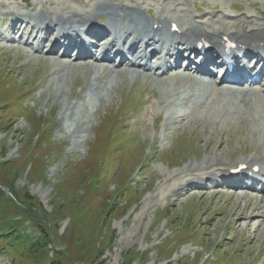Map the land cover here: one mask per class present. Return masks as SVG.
Masks as SVG:
<instances>
[{
  "label": "rangeland",
  "instance_id": "1",
  "mask_svg": "<svg viewBox=\"0 0 264 264\" xmlns=\"http://www.w3.org/2000/svg\"><path fill=\"white\" fill-rule=\"evenodd\" d=\"M4 2L30 13L27 2L40 3L39 12L59 8ZM186 4L196 18L264 12V0ZM23 47L0 46V264H264L260 197L181 188L208 155H262L244 129L249 118L212 143L205 121H176L164 141L166 113L158 118L153 103L163 85L140 78L132 87L128 73L100 100L90 69L68 82L55 70L59 61ZM112 126L113 138L105 133Z\"/></svg>",
  "mask_w": 264,
  "mask_h": 264
},
{
  "label": "bare ground",
  "instance_id": "2",
  "mask_svg": "<svg viewBox=\"0 0 264 264\" xmlns=\"http://www.w3.org/2000/svg\"><path fill=\"white\" fill-rule=\"evenodd\" d=\"M4 1L5 0H0V14L4 16L11 15L10 19L6 21L13 25L9 34L10 36L21 31L27 24H29V29H32V31L47 29V33L41 42L46 41L48 37L53 34L55 28H60L62 30V35L57 36L52 48L49 50L50 57L59 61L55 66V70L60 75L59 77L61 79L72 82L76 73L83 75L90 69L94 80L88 83V85L90 84L91 91L94 90L93 93H95V96L97 98L99 97L100 100H103L105 96L110 97L111 92L117 90L115 82L119 76H126L129 73L128 75H131V78H136L134 82L138 81L140 78H144L146 81L152 80V83L156 82L158 85H163L162 93H160L161 98H156L158 100H155L153 103L156 104L159 101L157 103L156 113L166 111V121L163 125L165 132L168 129H172L171 126L174 125V123L176 124V121L181 125V128H187V124L189 125L193 124L192 122H200L203 120L205 121V131L211 133L209 137L212 143L213 141L216 142L217 136L225 133L227 128L233 127V125L236 124L237 128L240 130L245 129L247 131L252 143L261 146V150L263 151L262 157L260 155L256 156L255 154H250L247 157H240L234 161L227 162L225 153L222 152H216L213 155L206 156L200 166L202 172H192L194 173L192 174L194 178L186 179V184L181 188L187 187L190 184L195 185L197 183H204V179H214L216 176L224 177L226 175L225 173L232 174L234 170L242 165L247 166V168L243 170V172L246 173H249L254 165L259 164L264 166V94L262 90L257 88L258 83L263 82L262 85H264V58H262L264 54V22L255 18L254 15L244 12L240 16H234L222 10L216 14V19L212 17H202L198 20L188 14H177L176 11L170 15L155 14V23L161 24L162 21L164 23L172 21L177 23L180 28V31L174 34L175 39H173L172 42H168L169 47L166 53L163 54L161 52H164V46L160 43V40L165 38L166 33L164 27L155 31H153L152 28L148 32H142L137 27L135 16L139 17L140 20L144 19L143 5L146 6V10L151 17L153 16L150 12V7L157 4L176 5L175 10L180 8V11H186L188 9L184 7L185 0H78L77 3H80L82 7L76 5V0H46L44 5L47 4L48 6H52L57 4L59 8H53V10H51L50 7H47L44 12L38 11L40 3L36 4V7H32L33 4L30 2H27V4L25 3L27 9L34 11L32 14L22 11L19 6L12 7L7 5ZM117 11L121 14H125L126 17L123 18L121 16L116 20H112L111 17H108L107 21L103 19L105 14ZM210 12L211 11H209L208 14H210ZM44 14L50 16V19H45ZM229 18L231 19L230 23L227 22ZM34 22H38V28L32 27V23ZM171 26V24L167 26V31ZM115 29L120 30V40L130 41L129 49L131 50H144L145 47L148 48L153 45L155 47L154 51H158L160 55H163L162 60L156 65L157 69H159L162 63H168L167 68L165 70L153 72L151 69L153 63L152 58L147 61L146 67L144 68L134 66L132 61L127 63V58L124 56L120 63L113 62L109 54H106L99 62L92 60L90 57L97 56L95 52L98 50L101 49V51H103L105 47L110 49L115 48L119 40L113 33ZM82 30H85L86 34H95L97 37L92 50H89L87 46L83 51H81V48L77 49L80 54L87 55L89 59L81 64L71 62L66 58L58 57L56 51L57 47L62 44V39L65 37L67 39H71L75 36L79 37ZM95 30L98 31L95 33ZM135 32L137 36L132 37L131 34ZM144 35L148 37L145 47L137 44L139 37ZM104 38H108L110 41H104ZM28 39V37L25 38L23 36L20 40H23L22 42L29 45ZM207 42L213 44L216 51H222L224 47L227 51L234 50L233 53L236 51L233 45L236 44L238 51H248V58L253 56L258 58V61L261 62V67L259 64H256L251 70L242 67L238 72L240 76L237 80H233L225 74L219 83L210 80L212 79L213 72L209 69L200 68L193 71L192 64L194 62L191 59L184 71H181V62L182 58L185 56V51H188V49L195 50L199 44H206ZM84 46L85 45H83V47ZM73 47L76 46L71 44L63 56L67 57L69 50ZM16 48H18V45L14 46V49ZM173 48H175L177 52V57L175 59L173 58V61L170 62V50ZM38 50L39 47L34 50V52H38ZM172 57L175 56L172 55ZM106 76H108V78H106ZM183 80L188 83L183 82ZM196 87H200L205 92V97H208V99H198L195 93H192L189 98L182 96V90L194 91ZM176 106H188L189 108L188 110L180 112L175 110ZM87 108V105L83 104V109L86 110ZM72 109L73 106L68 104L64 108L63 113H66V115L72 114ZM242 117L246 119L249 118V120L247 119L248 121H250L251 118L252 120L254 119L255 124L247 122V127L245 125L246 128H244L241 123ZM72 120L77 124L80 119L72 117ZM113 131H115V129L112 126L105 133ZM165 140L166 138L164 141ZM187 170L190 171V168L187 167ZM190 174L191 173L188 175ZM196 180L198 182H195ZM183 182L182 180L176 183L178 189ZM193 188L194 186L189 189L187 187L188 191L193 190ZM234 188H238L237 185H235ZM237 193L244 198L247 197V193L243 190L241 193L237 191L233 192V194ZM261 193L262 196L260 200L264 204V188ZM255 196L257 197V195ZM262 218L264 221V212ZM261 223L262 220L256 222L258 226Z\"/></svg>",
  "mask_w": 264,
  "mask_h": 264
},
{
  "label": "trees",
  "instance_id": "3",
  "mask_svg": "<svg viewBox=\"0 0 264 264\" xmlns=\"http://www.w3.org/2000/svg\"><path fill=\"white\" fill-rule=\"evenodd\" d=\"M55 264H58V263H55Z\"/></svg>",
  "mask_w": 264,
  "mask_h": 264
}]
</instances>
